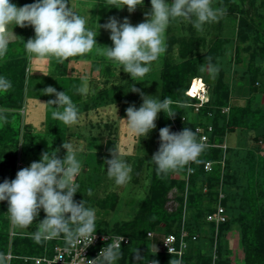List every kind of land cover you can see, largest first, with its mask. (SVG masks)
<instances>
[{
	"label": "rangeland",
	"instance_id": "1",
	"mask_svg": "<svg viewBox=\"0 0 264 264\" xmlns=\"http://www.w3.org/2000/svg\"><path fill=\"white\" fill-rule=\"evenodd\" d=\"M36 2L39 0H19V3H10L19 8ZM165 2L170 4L174 0H165ZM69 6L75 13L86 19L87 28L98 33L96 37L98 46L85 56L72 57L69 60L39 57L25 52L27 69L24 74V103L20 110H6V112L21 115L15 178L18 171L30 167L33 162H39L45 152L52 153L58 150L57 157L63 160L66 157L63 143H72L77 149V159L82 163L81 173L75 181L79 188L74 201L80 203L84 200L86 207L95 209L96 232L106 233L110 229L120 228V223L130 222L135 218V210L139 201L143 199L142 182L148 157L153 148L150 142L153 141L158 124L159 113L155 121V129L150 131L146 138L138 137L122 121L127 119L126 109L134 106L138 110L143 104L141 94L162 101V91L167 84L166 79L168 78L171 86L172 78L170 77L173 73H178L176 69L178 65H187V60L197 65L195 70L197 76H207L208 72L200 71L203 66L200 64L202 56L205 58L203 64L207 63L206 58L210 55L216 56L217 62L212 61L219 68L216 75H220V71H223L225 82L235 81L247 70V67L249 69V62L259 48L258 42L255 41L258 38L256 34L260 32L264 34V0H212L213 8H223L226 11L218 21L205 24L202 31H198L191 22L182 18L170 21L164 33L166 51L151 64L150 72L142 80L137 81H133L127 73L123 72L122 66L108 59L104 54L102 47H114V45L110 39V31L105 30L103 25L107 24L110 18H115L120 23L127 19L132 26L145 22L146 15L151 14V0H144L143 5H138L132 13L128 11L127 6L118 9L112 7L107 0H69ZM246 18L249 20V26L243 24ZM12 28L14 36L9 35V43H15L16 47L23 40L35 38V31L31 26L21 28L10 25L9 32ZM244 30L250 31L245 41L239 38L238 34ZM19 48L21 47L18 46L17 50ZM165 75L166 78H164ZM85 83L88 85V91L81 93L79 89ZM185 84H189L188 79ZM47 87H53L57 92L64 91L71 98L79 111L78 123L69 126L53 119L52 112L57 106L45 104L55 100L56 96L43 95L42 92ZM133 87L138 91H130ZM236 100L232 99L230 103L243 105L245 102L244 98ZM257 101L263 103L264 97L257 96ZM1 111L5 112V109ZM247 138L248 136L245 135V142ZM25 142L28 143L27 148H23ZM225 145L227 146V143ZM239 145L242 146V144ZM261 146L264 145L261 144ZM115 148L132 167L131 180L124 186H117L107 175L108 166L105 161L112 159L111 152ZM223 161L224 159L221 161V175ZM7 172L10 173L11 169H7ZM0 181L2 184L3 179ZM238 184L242 192L246 184L245 176H237V183L232 184V188H236ZM89 189L91 195H88ZM207 192L206 186L202 187V193ZM185 197L188 200L186 192L181 193L176 188L171 189L166 194L165 208L168 211L175 210L180 204L179 198L182 199L184 208ZM210 197L209 195L203 198L205 201L202 204L203 209L212 206V197L211 199ZM0 207L2 208L0 209L1 230L8 233L10 245V238L17 233L19 227L13 225L10 220L8 202H0ZM245 208L236 211L234 222L225 232L224 237L227 242L222 257L225 264H244L237 217ZM186 214L190 218L194 210L186 209ZM45 218L46 215L41 209L30 227L19 229L35 236L38 225ZM198 231L202 236L198 241L207 244L204 242L209 234L206 226L199 223ZM8 254H10L9 251L6 256ZM6 260V264H9L10 260L7 257ZM192 261L193 259L186 261L185 264H193ZM153 262L157 264V260Z\"/></svg>",
	"mask_w": 264,
	"mask_h": 264
},
{
	"label": "trees",
	"instance_id": "2",
	"mask_svg": "<svg viewBox=\"0 0 264 264\" xmlns=\"http://www.w3.org/2000/svg\"><path fill=\"white\" fill-rule=\"evenodd\" d=\"M10 2L19 3V0H10ZM244 20L243 24L249 26V20L247 18ZM249 33L250 31H240L239 38L245 41ZM256 36L258 38L255 42H258L259 48L255 51L254 58L249 62V69L247 67V70L235 81L225 82V72L223 71H220V75L216 76H210V74L205 77L197 76L195 72L197 65L193 64L191 60L186 61L187 65H178L176 68L178 73L175 72L170 77L172 78L171 86L168 78L166 79L167 84L162 91V101L165 97L172 101L171 111L166 114L159 113L157 129L154 131L153 141L150 142L153 144V148L148 157L142 182L143 196H141L143 199L139 201L135 210V218L132 221L120 223V228L110 229L106 232L129 238V244L121 248L122 256L118 260V264H148L154 260H157V264H170L172 259H177L176 256L166 255L160 251L162 236L169 233L177 235L181 227L182 199H178L180 204L175 210L168 211L165 208L166 194L173 188L181 193L187 189L186 209L194 210V214L190 218L185 210V228L190 237L188 247L181 258V264L192 259L193 264H225L222 261L227 242L224 237L225 232L234 222L236 211L245 207V210L237 217V223L240 225L244 264H264V146H261V144L264 145V102L257 101V96L264 97V34L260 32ZM26 42L23 40L18 45L21 47L18 50L15 43H8L6 54L0 57V77L7 78L12 84L7 92H0L1 110H20L23 106L24 74L27 69L24 49ZM13 49L15 50L13 51ZM204 59L202 56L200 64L203 65ZM211 61L215 62L216 56L213 55ZM193 78L203 79L208 87V101L198 111H195L190 105L196 100L185 94L189 85L185 84L186 80L188 79L190 83ZM240 98L245 99L243 105L230 103L232 99L238 101ZM225 108L228 109V113L223 112ZM1 110L0 116H3L4 119H0V179H3V182L5 180L11 182L15 179L21 115ZM173 114L176 115L168 118ZM182 117L185 118L184 122H181ZM173 122L177 123L178 133L189 128L196 134L197 140L199 135L195 132L196 127L204 129L211 127V131L207 133L210 146L205 147L199 156L200 163L192 164L194 174L187 183L184 179L187 166L161 177L157 176L156 166L151 163L153 155L160 147V129L168 127L171 132L177 133ZM245 135L248 136L246 142ZM242 138L243 140H241ZM226 143L227 146L224 150L221 145ZM27 147L28 143L25 142L23 148ZM223 159V174L221 175ZM206 162L213 163L211 172L204 170ZM9 168L11 169L10 173L7 172ZM237 176L246 178L242 192L239 190V184L236 188H232V184L236 185L237 183ZM221 177L222 190L225 195L222 205L225 209L227 222L218 227L214 249L215 229L213 224L206 221V217L215 210ZM204 186L208 189L207 193H202ZM209 195L212 197V206L203 209L202 204L205 202L203 198H207ZM0 209L2 208L0 207ZM199 223L206 226L209 231L208 237L204 240L208 245L199 242V237H202L198 231ZM19 228H17V233L10 238L9 245V235L2 231L0 226V255L5 257V264L8 251L12 256L8 261L9 264H30L24 261L23 257L42 255L45 249H50L58 243L57 240L47 241L44 235H41L38 241L35 236L27 234L23 230L20 231L21 228ZM148 232H154V237L149 238ZM195 235L197 238L193 241L191 237ZM54 238L64 237L61 235ZM136 252L139 253V260L136 259ZM214 255L216 258L213 260Z\"/></svg>",
	"mask_w": 264,
	"mask_h": 264
},
{
	"label": "clouds",
	"instance_id": "3",
	"mask_svg": "<svg viewBox=\"0 0 264 264\" xmlns=\"http://www.w3.org/2000/svg\"><path fill=\"white\" fill-rule=\"evenodd\" d=\"M107 2L118 9L127 6L132 13L138 5H143L144 0ZM225 11L223 8H213L212 0H174L170 4L165 0H151V14L146 15L143 23L132 26L127 19L120 23L110 18L103 27L110 31L114 47L102 48L106 57L122 66L123 72L133 81L142 80L150 72L151 64L166 51L164 33L170 21L182 18L202 31L205 24L218 21ZM86 24V19L71 9L69 0H39L19 8L10 0H0V57L8 50L9 35L14 36L13 28L9 32L10 25L34 28L35 38L24 43L25 51L30 54L59 60L85 56L98 46V33L87 28ZM98 27L101 26L98 24ZM206 61L200 71L215 76L219 72L218 66L212 63L211 57H207ZM11 87V81L0 77V92H7ZM79 91L87 93V83ZM130 91L138 90L133 87ZM42 93L56 96L55 100L45 104L57 106L52 112L54 120L69 126L79 122L78 108L64 91L57 92L55 88L47 87ZM141 98L142 106L138 110L134 106L128 107L127 119L122 121L136 136L146 138L156 127L158 113L171 111L172 101L168 97L161 101L143 94ZM0 119L4 117L0 116ZM159 136L160 147L151 161L156 166L157 176H167L190 163H200L198 158L205 145L197 140L191 129L185 128L179 133H173L170 128L164 127L160 129ZM62 147L66 149L63 160L57 157L58 150L45 152L39 162H33L30 167L18 171L14 180H5L0 184V202H8V215L12 224L25 229L33 224L43 209L46 218L38 225L35 233L38 241L41 235L48 239L62 235L70 246L87 240V247L95 239L96 211L86 207L84 200L80 203L74 201L79 188L75 181L81 173L82 163L77 159V149L72 143L64 142ZM111 155L112 159L105 161L108 166L107 175L117 186H124L131 180L132 167L116 148ZM91 194L89 189L88 195ZM115 241L111 239V243L100 251L98 257L87 260V264H117L122 256L123 237H116ZM136 259H140L138 252ZM0 264H5L3 255H0ZM170 264H181V261L172 259Z\"/></svg>",
	"mask_w": 264,
	"mask_h": 264
},
{
	"label": "built area",
	"instance_id": "4",
	"mask_svg": "<svg viewBox=\"0 0 264 264\" xmlns=\"http://www.w3.org/2000/svg\"><path fill=\"white\" fill-rule=\"evenodd\" d=\"M195 80L200 82L202 87L201 89H199V91H197L195 95H191L190 90ZM185 94L188 97L196 100V102L190 104L191 106H193L195 111H198L208 101V91H207L206 83L201 78H193L190 81ZM223 112L228 113V109L227 108L223 109ZM184 121L185 118L182 117L181 122ZM173 126L176 132L178 133L177 123L173 122ZM210 131H211V127H207L206 129H204L203 127H196L195 129V132L199 135L198 141L204 143L205 147L210 146L209 139L207 136V133ZM221 147L224 150L226 149L225 144L221 145ZM192 164L193 163L187 165L186 173H184V179L186 183L188 182V179L194 174V169L192 167ZM212 167H213L212 162H206L204 165V170L206 172H211ZM189 168L191 169V171H188ZM222 186L223 185H222V177H221L218 188L217 201L215 204V210L213 213L207 215L206 217V221L214 225V229H215L214 249L216 247L218 227L221 224L227 222L225 209L222 205V201L225 198V195L222 190ZM185 192L187 194V189L185 190ZM185 202H186V197H185ZM184 206L185 207L183 208V216L181 220V227L179 233L177 235L172 233L163 235L161 238V245H160V251L162 253L170 256H176V258L180 261L188 247V239L190 237L189 232L185 228L186 204H184ZM94 235H95L94 241L87 247H86V245L88 244L87 240H82L80 243L76 244L75 246H70L66 243V240L64 238H51V239L45 238L47 241L57 240L58 243L55 244L50 249H45L42 255L23 257V260L30 264H87V260H93L98 257L100 251L111 243V239L112 242L115 243L116 237H123L121 248L129 244V238L124 235H115V234H107V233H99V232L94 233ZM154 235H155L154 232L147 233V236L149 238H153ZM196 238H197L196 235L191 237L193 241L196 240ZM169 249H171V253L169 252ZM6 257L8 260L12 258L10 254H8ZM215 258L216 256L214 255L213 260ZM148 264H154V263L149 262Z\"/></svg>",
	"mask_w": 264,
	"mask_h": 264
},
{
	"label": "bare ground",
	"instance_id": "5",
	"mask_svg": "<svg viewBox=\"0 0 264 264\" xmlns=\"http://www.w3.org/2000/svg\"><path fill=\"white\" fill-rule=\"evenodd\" d=\"M202 85L200 82H198L197 80L194 81L192 88L190 90V94L191 95H195L197 93V91H199V89H201Z\"/></svg>",
	"mask_w": 264,
	"mask_h": 264
},
{
	"label": "crops",
	"instance_id": "6",
	"mask_svg": "<svg viewBox=\"0 0 264 264\" xmlns=\"http://www.w3.org/2000/svg\"><path fill=\"white\" fill-rule=\"evenodd\" d=\"M154 263V262H153ZM157 263V262H156ZM155 264V263H154Z\"/></svg>",
	"mask_w": 264,
	"mask_h": 264
}]
</instances>
